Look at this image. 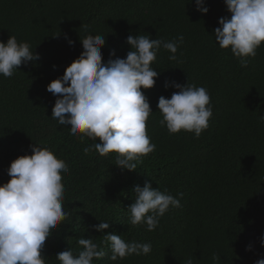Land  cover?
<instances>
[{"label":"trees","instance_id":"obj_1","mask_svg":"<svg viewBox=\"0 0 264 264\" xmlns=\"http://www.w3.org/2000/svg\"><path fill=\"white\" fill-rule=\"evenodd\" d=\"M205 4L206 14L197 11L195 0H0V41L13 34L40 56L12 77L0 75V185L11 179V162L32 154L36 143L49 147L70 169L62 173L69 215L46 240V264H60L57 254L70 247L81 251L77 241L82 236L106 252L93 264H185L188 258L193 264H213L214 253L220 254L219 264H256L264 258V43L249 66L241 67L214 37L219 19L231 18L225 0ZM89 34L106 37L105 63L126 58L129 35L185 38L177 61L161 49L153 65L159 73L156 84L141 89L153 111L147 131L157 147L140 158L135 171L116 166L114 152L86 155L83 149L94 141H81L71 135L70 125L52 119L57 97L47 86L80 56L81 37ZM166 81L208 90L213 117L199 138L186 131L170 134L161 126L159 98L178 91L166 89ZM145 181L167 189L182 205L170 208L154 231L128 221L134 188ZM98 219L111 223L104 233L92 227ZM108 232L151 243L152 251L111 261V248L103 242Z\"/></svg>","mask_w":264,"mask_h":264},{"label":"clouds","instance_id":"obj_2","mask_svg":"<svg viewBox=\"0 0 264 264\" xmlns=\"http://www.w3.org/2000/svg\"><path fill=\"white\" fill-rule=\"evenodd\" d=\"M225 3L231 18L219 19L220 27L214 29L215 41L221 49H230L240 66L247 68L249 58H255L264 43V0H225ZM195 5L197 11L208 13L205 0H195ZM184 39L182 34L172 40L159 36L152 39L149 34L129 35L127 43L131 50L126 58L116 57L112 50L110 55L116 58L105 63L101 49L106 45V37L100 34L81 37L84 51L61 77L47 86V91L57 97L52 119L59 125H70L71 135L81 141L84 137L94 141L83 149L86 155L93 150L101 156L114 152L116 166L135 171L140 158L157 147L147 131L153 111L141 89L155 86L159 73L153 65L161 49L171 53L170 61H177L176 53ZM68 42L75 44L71 39ZM39 59V53L29 42L18 41L13 34L6 43L0 41V75L4 77H12L19 66ZM170 86L178 91L171 98H159L161 126H166L170 134L186 131L199 138L213 117L208 90L190 82L182 85L166 81L165 88ZM7 171L11 179L0 185V264H46L47 259L42 256L46 240L69 215L64 207L62 173L67 175L70 169L49 147L36 143L32 145V154L16 158ZM134 194L135 201L127 210L129 224H144L148 231L159 226L170 208L182 207L180 199L167 189L153 188L149 181L135 186ZM178 195L181 199L184 196L182 192ZM99 221L92 226L96 231L104 233L110 228V222ZM103 242L111 248V261L152 251L151 243L126 241L113 232L104 234ZM77 243L81 251L74 253L70 247L58 253L56 260L60 264H93L94 259L106 255L93 238L82 236ZM261 243L264 245V240ZM246 250L250 251L251 246ZM212 261L219 264L220 254L214 253ZM185 264H193L192 258ZM256 264H264V258Z\"/></svg>","mask_w":264,"mask_h":264}]
</instances>
